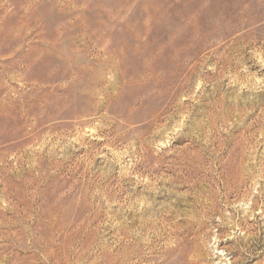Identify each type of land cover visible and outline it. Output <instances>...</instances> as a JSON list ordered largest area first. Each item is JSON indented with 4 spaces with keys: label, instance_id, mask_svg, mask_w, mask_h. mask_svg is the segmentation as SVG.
I'll return each instance as SVG.
<instances>
[{
    "label": "rangeland",
    "instance_id": "rangeland-1",
    "mask_svg": "<svg viewBox=\"0 0 264 264\" xmlns=\"http://www.w3.org/2000/svg\"><path fill=\"white\" fill-rule=\"evenodd\" d=\"M195 245L264 264V0H0V264Z\"/></svg>",
    "mask_w": 264,
    "mask_h": 264
},
{
    "label": "bare ground",
    "instance_id": "bare-ground-1",
    "mask_svg": "<svg viewBox=\"0 0 264 264\" xmlns=\"http://www.w3.org/2000/svg\"><path fill=\"white\" fill-rule=\"evenodd\" d=\"M37 16V15H36ZM46 21V20H45ZM48 22V21H46ZM52 23V22H51ZM44 25V24H43ZM61 33V32H60ZM61 36V35H59ZM63 36V35H62ZM44 39V38H43ZM60 39V38H59ZM62 39V38H61ZM65 41H67V39H65ZM64 41V43H65ZM83 53V52H82ZM86 58V57H85ZM24 59V58H23ZM67 59V58H66ZM71 59V58H70ZM28 60V59H27ZM69 60V58H68ZM196 242V241H195ZM195 254L190 257V259L187 260L186 264H204V258L201 254H199L200 250H199V246L198 245H195Z\"/></svg>",
    "mask_w": 264,
    "mask_h": 264
}]
</instances>
